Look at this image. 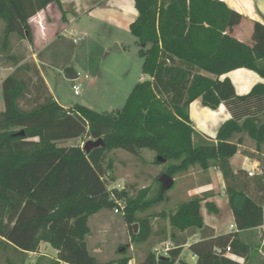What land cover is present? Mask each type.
I'll return each instance as SVG.
<instances>
[{"label":"trees","instance_id":"16d2710c","mask_svg":"<svg viewBox=\"0 0 264 264\" xmlns=\"http://www.w3.org/2000/svg\"><path fill=\"white\" fill-rule=\"evenodd\" d=\"M52 2L62 9L61 0H0L8 54L10 35L32 42L30 18ZM135 6L138 16L129 28L141 45L145 78L125 105L111 112L80 104L65 108L34 61L20 64L24 58L9 54L16 68L2 81L0 145L9 142L22 171L15 186L0 181V243L26 256L48 242L66 264H103L86 239L90 217L114 208L107 181L113 162L107 152L123 149L140 155L150 149L173 178L195 165L220 170L237 231L217 235L204 223L201 206L210 193L180 203L169 214L162 212L169 227L158 229L153 214L144 213L162 200V182L161 192L150 197L147 187L131 193L125 186L115 193L126 201L123 216L133 241L173 242L167 258L157 257L155 244L139 264H174L188 244L197 264H243L225 252L229 246L233 254L247 258L252 246L239 232L264 223V160L259 159L261 171L254 175L234 170L230 160L239 151L235 137L240 133L254 139L257 149L264 146V81L239 94L228 73L247 68L264 79V24L256 23V44L250 45L228 32L239 15L222 0H135ZM198 98L211 109L223 104L231 113L215 138L193 125L190 105ZM83 137L102 138L104 145L90 151L59 146L60 141ZM206 207L218 212L210 201ZM193 236L198 240H191ZM126 250L115 264L129 263ZM181 263L191 264L182 257Z\"/></svg>","mask_w":264,"mask_h":264},{"label":"rangeland","instance_id":"374dc122","mask_svg":"<svg viewBox=\"0 0 264 264\" xmlns=\"http://www.w3.org/2000/svg\"><path fill=\"white\" fill-rule=\"evenodd\" d=\"M105 5L108 3L106 2ZM95 14L94 12L83 14L75 20L74 28L84 35L80 42L73 41L70 30L64 31L43 48L39 60L51 91L61 105L69 108L80 104L95 111L111 112L125 105L131 91L141 81L143 57L139 51L141 47L139 39L130 31V28L117 20L108 17L98 18ZM31 27L35 34L34 22ZM25 39L15 34L10 35L7 45L9 53L14 49L15 55L26 58L29 53L31 54V49L41 48L34 41L26 42ZM3 43L4 24L0 21V81L9 74V66L12 62L8 52L4 50ZM28 43L31 48H28ZM117 44L120 45L121 51L115 50ZM67 68H74L80 75L74 81L80 86L78 95L73 89V81L65 76ZM31 74L34 75L32 72ZM0 110H5L2 86H0ZM206 119L209 120V117L201 121L194 115L196 128L200 127V123ZM203 135L209 137L205 133ZM89 140L95 139L92 137L75 138L60 141L59 146H80L85 149ZM235 141L239 143L241 153L254 159L264 160V146L261 150L257 149L256 141L246 133L238 134ZM107 159L113 162L112 168L108 169L107 177L110 187L121 184L126 186L131 193L147 187L149 197L161 192V177L166 167L155 161L154 151L142 149L140 155H133L123 149H113L107 152ZM257 164L259 166V163ZM20 168L16 165L9 142L4 141L0 145V181L15 186L18 183ZM214 172L215 167L204 171L198 165L191 166L187 172L174 178L173 186L162 192V200L144 214H153V221L158 229L163 225L169 227L167 218H163L161 213L174 212L180 203L212 192L211 190L203 191L201 186L207 177H213ZM213 182L219 183L217 190L223 189V185L225 187V182L223 184L221 178L219 180L215 177ZM204 213H207L205 208ZM89 226L91 234L86 239L88 248L103 264H115L113 261L123 256V247L127 249L124 254L132 258L129 264H139L147 252L157 244L152 243V240L146 243L133 241L132 230L124 216L115 213L112 208H104L92 215L89 219ZM104 226L109 228L105 229ZM136 229L138 230V227ZM194 238L195 236L190 239ZM36 252L22 256L12 250H5L0 243V264H65L58 260V252L51 245ZM185 257L191 258L188 250L185 252Z\"/></svg>","mask_w":264,"mask_h":264},{"label":"crops","instance_id":"0c3cea01","mask_svg":"<svg viewBox=\"0 0 264 264\" xmlns=\"http://www.w3.org/2000/svg\"><path fill=\"white\" fill-rule=\"evenodd\" d=\"M222 1L226 2V4L239 15V22L233 26H230L228 28V32L233 37L245 43L255 45L256 23L264 24V0ZM61 2L62 9L58 6V4L52 2L48 4L46 8L40 10L36 15L30 18V24L34 22L36 27L35 34H33V41L36 45H40L41 48L39 50L31 49V54L29 53V55L20 62V64H22L29 58H32L31 61H34L37 64L52 94L53 92L51 91L49 82L42 71V64L39 60L43 48L46 47L51 40L55 39L64 31H71L72 29L77 30V28H74L73 25L76 24L75 20L83 14H90L94 12L98 18L108 17L117 20L119 23H123L128 28L138 16L135 0H61ZM106 2L108 5H105ZM0 21L3 22L5 27V22L1 18ZM82 36L84 37V35ZM25 41L28 42L29 40L25 39ZM118 47L121 48L120 45H118ZM28 48H31L30 44ZM9 54L17 56L14 54V49L10 50ZM15 68L16 66H14L13 62H11V66H9V74ZM228 76L233 81L239 94H245L249 92L256 83L264 81V79L256 72L247 68L233 70L228 73ZM5 77L6 75L4 78ZM143 78H145L144 75H142L141 80ZM2 81L3 80L0 81V86H2ZM53 96L55 97L54 94ZM2 111L4 110H0V112ZM194 115L199 117L201 121L205 117H209V120L206 119L203 121V123L200 121V127L196 128L194 123ZM190 116L195 129L200 131L199 133L202 132V135L205 133L209 136V138H215L222 123L231 118V113L223 104L217 109H211L203 104L202 98H198L190 105ZM230 161L234 170H258V168H260L257 164H260V161L241 153V149H239V151L231 158ZM212 176L213 177H207L209 183L202 184L201 186L203 191H212L210 192L209 197L202 201L201 215L203 221L206 225L212 227L217 235L237 231L234 214L229 200L225 194V187L223 185V189L217 190L216 187L219 185V183L213 182L215 177H218L219 180L220 178L221 181L223 180L224 184L222 173L220 170L215 168V172ZM207 201H210L217 206V213L210 212L207 209ZM204 208L207 210L206 214L204 213ZM231 225H233V227H231ZM104 228L108 229L109 227L104 226ZM239 233L241 238L252 246L249 256L246 258L244 256L235 255L232 252H225V255L243 264H264V223L258 227L240 231ZM196 240H198L197 236H195L193 241ZM49 245L50 244L48 242H42L39 249ZM186 250H188L190 253V259L185 257ZM35 253L37 252H29V254ZM182 258L191 264H195L197 261V259L193 258V253L190 251L189 247L184 249Z\"/></svg>","mask_w":264,"mask_h":264},{"label":"built area","instance_id":"2783aa9c","mask_svg":"<svg viewBox=\"0 0 264 264\" xmlns=\"http://www.w3.org/2000/svg\"><path fill=\"white\" fill-rule=\"evenodd\" d=\"M72 36H73V41L75 43L80 42L84 37L77 31V30H71ZM73 89L75 91V94L78 95L80 93V86L76 84V82H74L73 84ZM261 168H258V170H249V174L250 175H254L256 172H260ZM125 186L121 185V184H116L113 186H109L108 189L110 191V200L114 203V208L113 211L117 214H124L125 213V209H126V201L122 198H119L115 191H120L122 189H124ZM231 227H233V225H231ZM189 247V244L185 246ZM173 248V242L171 240H167L164 242L159 243L158 245H156L154 247V252L156 253L157 257H165L168 256L169 251ZM221 252V250H219ZM226 252H231V248L228 246L226 248ZM183 256V252L181 254V257ZM181 257L178 258L176 260V262L174 264H182L181 263ZM193 258L197 259L196 255L193 254ZM197 264V263H195Z\"/></svg>","mask_w":264,"mask_h":264},{"label":"water","instance_id":"95a60500","mask_svg":"<svg viewBox=\"0 0 264 264\" xmlns=\"http://www.w3.org/2000/svg\"><path fill=\"white\" fill-rule=\"evenodd\" d=\"M115 50L120 51V48L118 47V45H116ZM65 76H66V78L72 80L73 84H74V81L79 77V73L74 68H67L65 70ZM100 145H102V146L104 145V141L102 138H99L97 140H89L85 145V149L87 151H90L92 148L99 147ZM161 182L163 184V190H167L173 186L174 178L171 177L170 175L166 174V173H163V175L161 177ZM137 227H138V225L136 224V228ZM122 250H125V247H123Z\"/></svg>","mask_w":264,"mask_h":264}]
</instances>
